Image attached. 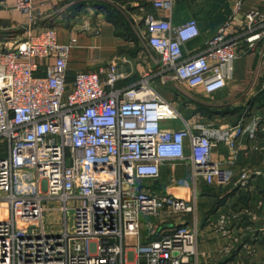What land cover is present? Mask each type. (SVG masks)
<instances>
[{
  "label": "built area",
  "instance_id": "1",
  "mask_svg": "<svg viewBox=\"0 0 264 264\" xmlns=\"http://www.w3.org/2000/svg\"><path fill=\"white\" fill-rule=\"evenodd\" d=\"M36 1L16 0L27 23L0 46V264H203L207 253L198 247L196 218H167L196 211L199 181L229 183L228 167L210 158L213 147L234 130L254 138L264 115L232 127L190 121L152 81H176L206 94L221 90L238 56L256 51L264 58V10L239 17L236 0L194 52L187 43L200 34L195 17L173 24L147 16L144 42L158 56L156 69L119 86L130 74L128 60L68 78L71 42L58 41L54 26L39 24ZM174 1L152 4L170 12ZM35 58L53 60L39 74ZM177 165L185 167L183 175ZM258 174L242 167L236 184L246 187ZM45 201L58 206L47 208ZM55 212L51 224L58 228L47 229L46 214ZM227 218L220 215L215 230L227 234ZM233 246L229 241L224 251Z\"/></svg>",
  "mask_w": 264,
  "mask_h": 264
},
{
  "label": "crops",
  "instance_id": "2",
  "mask_svg": "<svg viewBox=\"0 0 264 264\" xmlns=\"http://www.w3.org/2000/svg\"><path fill=\"white\" fill-rule=\"evenodd\" d=\"M236 0H175L170 12L155 8L152 0H37L34 8L40 12V25L54 26L58 41L71 42L67 59L68 78L78 70H97L109 61L124 62L130 74L118 82L119 86L136 82L145 68H156L155 52L145 46V19L147 16L168 18L179 24L195 17L200 34L187 43L190 52L203 47L204 41L235 9ZM264 10V0H241L238 16L248 9ZM237 23L241 21L237 17ZM27 23V15L16 4V0H0V46L10 35H20ZM73 39V40H71ZM154 53V54H153ZM37 73L43 74L44 66L52 58H35ZM158 80L157 78H155ZM179 94L157 88L162 95L173 101L183 116L190 121H200L199 95L201 88L191 89L178 85ZM217 101L210 103L213 114L207 123L214 126L232 127L247 124L253 114L264 115V58L256 51L241 54L235 60L233 78L225 87L213 93ZM191 109L190 117L187 109ZM180 126V123H177ZM254 138L247 133L232 135L215 145L210 158L228 167L229 183L224 186L197 183V209L168 223L191 221L196 218L198 247L206 251L200 256L203 264H264V119ZM234 161V162H231ZM242 167L261 170L253 176L249 185L239 187L237 178ZM185 167L177 165L175 172L183 175ZM168 167H162L167 174ZM226 215L228 233L215 230L220 215ZM146 221H153L149 216ZM256 233L250 239L251 232ZM146 230H142L144 235ZM229 241L234 246L229 253L225 247ZM242 241L247 243L242 247Z\"/></svg>",
  "mask_w": 264,
  "mask_h": 264
},
{
  "label": "rangeland",
  "instance_id": "3",
  "mask_svg": "<svg viewBox=\"0 0 264 264\" xmlns=\"http://www.w3.org/2000/svg\"><path fill=\"white\" fill-rule=\"evenodd\" d=\"M152 71H154V70L152 69ZM175 83H176V81H175ZM152 84L156 88L159 87V88H161L163 90L170 91L172 88H174V90L176 92L178 91V89L174 87L173 82H170V83H167V84H162L158 80L155 79V80L152 81ZM177 84L180 85L181 87L183 85L181 83H177ZM199 99H200V103H199L200 104V107H199V110H198V108H196L194 111H196V110L197 111H200V115H199L200 116L199 118L201 119L200 121H202L204 123H207V121H208L207 119H208L209 115L213 114V112L209 111V109H210L209 108V104L217 101V97H216L215 94H206V93H202L201 94L200 93ZM204 106H207V107H204ZM177 108L179 109L180 106H177ZM191 109L192 108L187 109V111H188L187 112L188 113L187 116L189 114H191ZM188 117H190V115ZM45 205H46L47 208H49V207L56 208L58 206V202L57 201H45ZM71 212H72V210L69 211V213H68L69 216H70ZM57 215H58V212H55V214H49V213L46 214V220L45 221H46V226H47L46 228L47 229H55L56 230L58 228V225H53V223L51 224V222H54L57 219ZM180 215L186 216V214H182V213H179L178 214L177 213V214L172 215L171 217L169 216L168 218L169 219H174V218H176V217H178ZM149 218L154 219V217H149ZM157 219L153 220V222H157L158 223L159 219H158V221H157Z\"/></svg>",
  "mask_w": 264,
  "mask_h": 264
},
{
  "label": "trees",
  "instance_id": "4",
  "mask_svg": "<svg viewBox=\"0 0 264 264\" xmlns=\"http://www.w3.org/2000/svg\"><path fill=\"white\" fill-rule=\"evenodd\" d=\"M198 106L200 107V104H199ZM204 107H207V106H204ZM209 108H210V107H209ZM209 111L214 112V111H216V110L213 111V108L211 107V108L209 109Z\"/></svg>",
  "mask_w": 264,
  "mask_h": 264
}]
</instances>
